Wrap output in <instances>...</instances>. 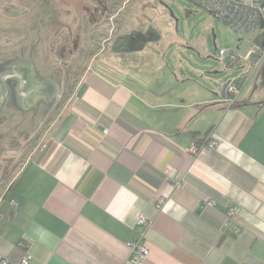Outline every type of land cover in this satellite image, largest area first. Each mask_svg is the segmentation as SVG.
Instances as JSON below:
<instances>
[{"label": "crops", "instance_id": "1", "mask_svg": "<svg viewBox=\"0 0 264 264\" xmlns=\"http://www.w3.org/2000/svg\"><path fill=\"white\" fill-rule=\"evenodd\" d=\"M35 19L7 28L6 51ZM158 43L67 75L51 71L47 45L30 58L26 44L25 86L16 82L0 116V261L133 264L143 217L140 264H264L262 66L227 106L224 84L210 91L194 72H160ZM209 132L215 148L186 152Z\"/></svg>", "mask_w": 264, "mask_h": 264}, {"label": "flooded vegetation", "instance_id": "2", "mask_svg": "<svg viewBox=\"0 0 264 264\" xmlns=\"http://www.w3.org/2000/svg\"><path fill=\"white\" fill-rule=\"evenodd\" d=\"M41 1L17 0V5L10 8L13 11L11 16L0 15V104L4 102L0 116L10 104V91L17 87L16 82L25 86L20 62L28 47L31 50L28 56L37 58L42 51L41 45H47L49 48L45 55L50 62L58 63L51 71L54 74L62 71L67 75L71 71H79V63L91 61L95 64L100 59L107 60L102 66L104 70L111 69L113 54L130 55L136 48L143 46L144 49L161 40L152 27L147 26L148 23L136 19L133 27L127 26L132 13L127 7L114 10L117 0H104V3L102 0H50L48 12ZM4 2L10 4L6 0ZM126 3H131V0ZM28 13L36 18L34 27L29 32H23L21 28L15 32L11 36L15 44L6 51V45L11 42L7 28L22 26V17ZM5 120L6 117H0V122Z\"/></svg>", "mask_w": 264, "mask_h": 264}, {"label": "rangeland", "instance_id": "3", "mask_svg": "<svg viewBox=\"0 0 264 264\" xmlns=\"http://www.w3.org/2000/svg\"><path fill=\"white\" fill-rule=\"evenodd\" d=\"M126 1L117 0L114 10L117 7H127V10L131 11L127 26L133 27L137 19L148 23L147 26L152 27L161 38L162 47H159L161 50L158 51L165 55L166 64L160 72L170 74L173 78L176 74L194 72L197 83L210 91L221 89L225 82L238 75V71L224 68L223 62L219 60V50L230 49L244 56L251 50L257 36L256 33L234 32L225 23L210 17L188 0H131V3ZM6 2L10 4L4 0L0 2V15L11 16L13 11L10 8L17 5V0ZM102 2L104 3V0ZM104 31L107 32L105 29ZM158 42L152 44L156 50ZM143 55L148 54L144 52ZM158 64L142 66L141 71H154ZM259 82L263 81L260 79Z\"/></svg>", "mask_w": 264, "mask_h": 264}, {"label": "built area", "instance_id": "4", "mask_svg": "<svg viewBox=\"0 0 264 264\" xmlns=\"http://www.w3.org/2000/svg\"><path fill=\"white\" fill-rule=\"evenodd\" d=\"M197 7L204 10L210 17L225 23L231 30L239 34L256 33L257 36L264 35V0H188ZM263 37V36H262ZM253 42L251 50L244 56L230 49L219 50V60L223 62L224 68L232 71H238V75L228 80L226 87L227 97L225 103L227 106L236 104V98L246 83L248 78L264 63V44ZM107 130L103 132L106 133ZM217 144L216 138L209 132L202 143L192 142L186 149V152L192 156H197L203 150L213 149ZM207 205H212L208 200ZM163 201L160 199L157 206L161 207ZM11 207L15 203L10 204ZM234 208H228L226 211V220H230L234 215ZM136 227L143 229L138 240L129 242L128 247L132 255L131 262L140 264L147 255V249L143 245L145 240V229L149 228V221L143 217L136 220ZM0 264H9L8 259L0 261ZM19 264H28V257L24 256Z\"/></svg>", "mask_w": 264, "mask_h": 264}, {"label": "water", "instance_id": "5", "mask_svg": "<svg viewBox=\"0 0 264 264\" xmlns=\"http://www.w3.org/2000/svg\"><path fill=\"white\" fill-rule=\"evenodd\" d=\"M142 47H143V46H142ZM262 69H263V77H262V78H264V63H263V65H262ZM217 73H218V72H213V74H217ZM227 84H228V81L224 83V87H223V88H226V87H227ZM262 103H264V102H262ZM3 104H4V102H2V103L0 104V108L3 106Z\"/></svg>", "mask_w": 264, "mask_h": 264}, {"label": "trees", "instance_id": "6", "mask_svg": "<svg viewBox=\"0 0 264 264\" xmlns=\"http://www.w3.org/2000/svg\"><path fill=\"white\" fill-rule=\"evenodd\" d=\"M263 36V37H262ZM262 36H258L257 38H256V42H258L259 44H264V35H262Z\"/></svg>", "mask_w": 264, "mask_h": 264}]
</instances>
